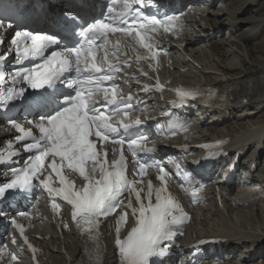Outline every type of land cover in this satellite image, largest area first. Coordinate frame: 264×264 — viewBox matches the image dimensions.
<instances>
[{
  "label": "snow or ice",
  "instance_id": "obj_1",
  "mask_svg": "<svg viewBox=\"0 0 264 264\" xmlns=\"http://www.w3.org/2000/svg\"><path fill=\"white\" fill-rule=\"evenodd\" d=\"M135 4L139 7H134L129 0H121V10L118 11L117 0H107V8L102 18L93 19L91 22L81 13H65L66 22L74 25L73 46L61 47V37L57 34L27 28L15 32L11 45L17 57L16 62H40L30 67H20L6 77L3 65L8 53L0 54V108L7 110L14 102L26 100L25 93L28 89L33 93H40L38 96L34 95L32 103L29 104V108L34 106L41 109L39 120L34 126L39 135L15 120L8 121L21 133L15 140L23 145L26 152L33 154L28 156L23 167H12L10 174H6V182L0 185V201L9 193L31 192L35 187L33 181L39 180V184L52 200L51 207L54 210L60 208L56 198H62L71 206L72 220L81 235L93 241L97 256L101 255L100 225L119 209L115 246L120 264H163V258L170 251L168 242L177 235L175 229L188 219V215L167 191L168 173L162 165L156 162L152 165L157 169L161 187H154L150 180H143L145 170L149 167L146 163H139V182L130 181L126 175L127 160L123 151L125 145L132 151L134 158L137 153L152 152L153 149L146 147V136L128 138L133 129L139 128L142 122L139 117L130 118L133 110L131 95H119L115 75L122 68L119 62L110 59L109 51L114 57L119 51L120 41L112 43L110 40L111 35L119 34L134 40L151 53L152 59L158 60L160 50H153L155 41L152 34L160 29L165 33L173 31L176 20L167 15L146 16L141 11L143 0H135ZM0 17V30L6 32L13 27L6 10L0 9ZM2 43L0 40V44ZM53 46L58 50L49 52ZM101 50L103 57L98 58L97 53ZM147 58L140 55L136 57L137 60ZM123 63L130 66L131 62L124 60ZM7 80L11 81L10 85L6 83ZM62 80L66 81L74 95L61 93L57 98L58 102L54 104L52 94L44 93L54 89ZM25 84L27 88L23 86ZM156 88L161 89L162 85L157 83ZM175 91L182 102L205 99L198 89L177 88ZM212 95L213 93H208L209 97ZM183 126V121L173 122V130ZM108 142L120 146L118 158L111 161L108 160ZM224 143L216 141L203 145L207 150L205 158L212 159L223 155ZM12 147L9 142L8 149ZM18 155L17 151H8L6 155L0 153V164L10 162ZM64 168L69 173H77L84 181L83 186L76 187L74 181L67 178ZM46 173L47 176L41 179ZM53 173L59 178V186H53L51 182ZM137 183L145 184V187L137 188ZM125 192L135 194L137 206H133L131 198L125 205ZM192 196L195 200L198 193L193 191ZM125 208L131 209L135 224L121 237L119 225L126 223L129 215L124 211ZM4 215L6 213L0 209V216ZM11 223L23 235V226L15 220ZM11 258L18 259L15 254ZM156 258L161 259L157 261ZM90 264L99 262L90 261Z\"/></svg>",
  "mask_w": 264,
  "mask_h": 264
},
{
  "label": "bare ground",
  "instance_id": "obj_2",
  "mask_svg": "<svg viewBox=\"0 0 264 264\" xmlns=\"http://www.w3.org/2000/svg\"><path fill=\"white\" fill-rule=\"evenodd\" d=\"M208 4L197 8L202 16L188 23L192 33L184 37L187 55L174 56L175 67L186 72L170 71L168 77L189 85L206 80L213 84L232 82L242 88L248 101L233 107L236 117L230 119V112L204 119L201 113L186 136L190 142L228 136V149H235L232 159L239 149H248L239 166L251 171L255 161L257 169L252 173L257 184L236 190L226 181L212 179L216 187L227 186L232 193L224 195L222 203L216 194L207 195V202L195 209L197 220L192 216L195 222L182 241L181 254L186 256L195 242L224 238L218 249L217 242L213 248L202 247L204 264H264V0H210ZM182 161L187 164L186 158ZM40 232L50 237L38 241L44 251L42 264L74 262L79 254L77 235H59L48 223L37 224L33 233ZM106 260V264H115L110 243Z\"/></svg>",
  "mask_w": 264,
  "mask_h": 264
},
{
  "label": "rangeland",
  "instance_id": "obj_3",
  "mask_svg": "<svg viewBox=\"0 0 264 264\" xmlns=\"http://www.w3.org/2000/svg\"><path fill=\"white\" fill-rule=\"evenodd\" d=\"M234 59V60H233ZM232 61H236V58L232 57L231 58ZM195 77V73L192 74Z\"/></svg>",
  "mask_w": 264,
  "mask_h": 264
}]
</instances>
